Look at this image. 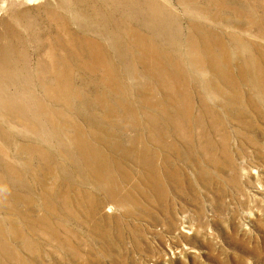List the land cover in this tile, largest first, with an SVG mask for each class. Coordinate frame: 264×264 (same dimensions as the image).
I'll list each match as a JSON object with an SVG mask.
<instances>
[{
    "label": "rangeland",
    "instance_id": "1",
    "mask_svg": "<svg viewBox=\"0 0 264 264\" xmlns=\"http://www.w3.org/2000/svg\"><path fill=\"white\" fill-rule=\"evenodd\" d=\"M0 264H264V0H0Z\"/></svg>",
    "mask_w": 264,
    "mask_h": 264
}]
</instances>
